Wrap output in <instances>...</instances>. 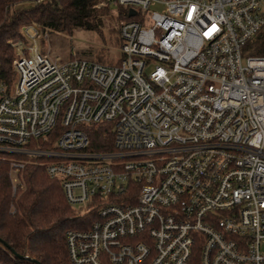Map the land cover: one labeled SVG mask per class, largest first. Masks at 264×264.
Returning <instances> with one entry per match:
<instances>
[{"label":"built area","instance_id":"obj_1","mask_svg":"<svg viewBox=\"0 0 264 264\" xmlns=\"http://www.w3.org/2000/svg\"><path fill=\"white\" fill-rule=\"evenodd\" d=\"M100 6L119 19L113 65L50 59L35 25L11 42L0 162L13 197L30 164L59 183L85 218L65 234L71 264H264V0ZM100 126L109 151L93 149Z\"/></svg>","mask_w":264,"mask_h":264},{"label":"trees","instance_id":"obj_2","mask_svg":"<svg viewBox=\"0 0 264 264\" xmlns=\"http://www.w3.org/2000/svg\"><path fill=\"white\" fill-rule=\"evenodd\" d=\"M34 1L0 0V84L8 87L14 80L11 42L20 37L24 26L66 36L77 29L95 33L101 17L110 12L108 7L93 8L102 0H51L46 5ZM111 139L109 126L91 132L95 151L111 150ZM24 184V191L13 197L8 164L0 162V264H71L65 234L83 227L85 218L76 216L59 183L44 169L28 165Z\"/></svg>","mask_w":264,"mask_h":264},{"label":"rangeland","instance_id":"obj_3","mask_svg":"<svg viewBox=\"0 0 264 264\" xmlns=\"http://www.w3.org/2000/svg\"><path fill=\"white\" fill-rule=\"evenodd\" d=\"M95 6L93 8L97 11H103L104 7L95 8ZM122 11L127 12L126 9H122ZM116 12L114 9L103 15L95 33L80 29H77L72 36L54 32L41 33L40 47L42 53L50 59L59 58L62 61L75 57L108 65L115 64L120 58L119 19ZM252 55L251 46L248 44L242 50V60Z\"/></svg>","mask_w":264,"mask_h":264},{"label":"water","instance_id":"obj_4","mask_svg":"<svg viewBox=\"0 0 264 264\" xmlns=\"http://www.w3.org/2000/svg\"><path fill=\"white\" fill-rule=\"evenodd\" d=\"M133 14H134V13L131 11V12H130V15L132 16Z\"/></svg>","mask_w":264,"mask_h":264}]
</instances>
